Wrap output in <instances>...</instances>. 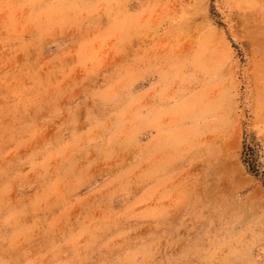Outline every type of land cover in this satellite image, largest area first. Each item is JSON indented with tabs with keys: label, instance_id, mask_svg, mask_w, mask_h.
<instances>
[{
	"label": "rangeland",
	"instance_id": "374dc122",
	"mask_svg": "<svg viewBox=\"0 0 264 264\" xmlns=\"http://www.w3.org/2000/svg\"><path fill=\"white\" fill-rule=\"evenodd\" d=\"M0 264H264V0H0Z\"/></svg>",
	"mask_w": 264,
	"mask_h": 264
}]
</instances>
